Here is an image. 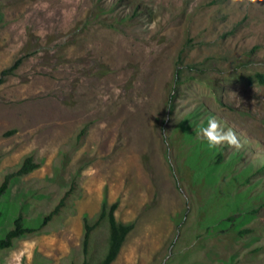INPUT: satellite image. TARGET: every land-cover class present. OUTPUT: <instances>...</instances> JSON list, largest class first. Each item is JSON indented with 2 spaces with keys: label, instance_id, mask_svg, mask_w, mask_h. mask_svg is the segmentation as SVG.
Here are the masks:
<instances>
[{
  "label": "rangeland",
  "instance_id": "obj_1",
  "mask_svg": "<svg viewBox=\"0 0 264 264\" xmlns=\"http://www.w3.org/2000/svg\"><path fill=\"white\" fill-rule=\"evenodd\" d=\"M238 4L0 0V78L23 60L0 85V185L26 157L41 163L0 199V238L19 213L36 226L76 183L61 217L0 264H83L84 216L105 200L134 224L113 264H264V84L240 78L264 74V7ZM177 67L186 84L170 115ZM210 116L240 149L197 137ZM107 238V226L94 235L97 260Z\"/></svg>",
  "mask_w": 264,
  "mask_h": 264
},
{
  "label": "trees",
  "instance_id": "obj_2",
  "mask_svg": "<svg viewBox=\"0 0 264 264\" xmlns=\"http://www.w3.org/2000/svg\"><path fill=\"white\" fill-rule=\"evenodd\" d=\"M22 59L17 61L15 65H13L10 69L5 70L2 72V77L0 78V85L4 83L5 77L9 74H13L22 63ZM180 65V63H179ZM178 65V66H179ZM189 71H196L198 72V76L206 77L207 69H195V66L189 65L186 67ZM184 69L181 67H177L175 73V83L173 90L171 92L170 100H169V114L173 115V112L176 108V100L179 98L180 91L182 86L186 84V80L184 77L186 76ZM241 79L247 80L249 84H253L256 80L260 82V84H264V74H255L254 76H240ZM221 81L216 79L211 83L212 88L215 92L219 91ZM8 134H11L8 133ZM86 136V130H82L78 136L80 144H82L83 140ZM220 163H217V165ZM41 163H38L33 155L26 157L23 163L20 165L17 171L8 174L2 184L0 185V199L5 196L9 190L11 184L21 178L24 177L34 170L40 168ZM211 169L209 172V176H211L215 169ZM260 174H264V165L258 170ZM74 184L75 181H74ZM72 185V188L65 194V196L61 199L60 203L54 207V209L46 214L42 220L39 219L36 226H29L26 222V218L22 213H19L17 218L14 221L13 227L6 233V235L0 238V254L3 251L13 249L16 245V242L22 238L30 237L36 234L44 233L47 228L53 224L64 211L70 206L69 202L73 197L75 192V185ZM242 199V198H241ZM119 207V203L116 202L112 205H109L108 202L105 200L102 204L101 211L98 216L91 219L88 215L84 216V243H83V252H84V262L83 264H113L115 260L118 258L128 235L134 229V224H125L119 222L116 218V211ZM260 207H264V204ZM259 209H253L250 211L249 218L251 219L252 214H256ZM2 213L0 212V216ZM234 218V217H233ZM232 218V219H233ZM248 219V218H247ZM107 226L108 228V238H107V247L103 257L99 258L98 260L94 255H92L91 248L92 242L95 233L101 229L102 227ZM250 232L249 230L240 231V235H244ZM47 260L43 259L41 256H35V264H46Z\"/></svg>",
  "mask_w": 264,
  "mask_h": 264
},
{
  "label": "clouds",
  "instance_id": "obj_3",
  "mask_svg": "<svg viewBox=\"0 0 264 264\" xmlns=\"http://www.w3.org/2000/svg\"><path fill=\"white\" fill-rule=\"evenodd\" d=\"M238 6L248 7H264V0H239ZM154 28L155 24L148 25ZM197 137L207 142L210 149H216L219 146L227 145L230 148L240 149L242 144L239 137L231 128L225 129L221 122L214 116L207 119V123L199 128Z\"/></svg>",
  "mask_w": 264,
  "mask_h": 264
}]
</instances>
